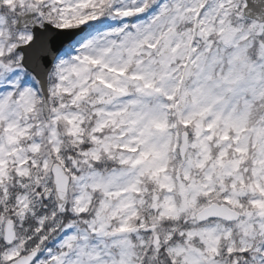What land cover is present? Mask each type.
I'll return each instance as SVG.
<instances>
[{
	"label": "snow or ice",
	"instance_id": "snow-or-ice-1",
	"mask_svg": "<svg viewBox=\"0 0 264 264\" xmlns=\"http://www.w3.org/2000/svg\"><path fill=\"white\" fill-rule=\"evenodd\" d=\"M0 264H264V0H0Z\"/></svg>",
	"mask_w": 264,
	"mask_h": 264
}]
</instances>
